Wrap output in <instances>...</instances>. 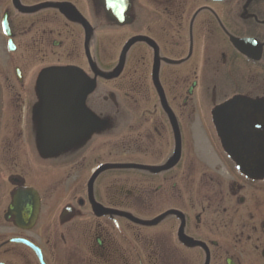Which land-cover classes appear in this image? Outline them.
Returning <instances> with one entry per match:
<instances>
[{"label":"flooded vegetation","instance_id":"1","mask_svg":"<svg viewBox=\"0 0 264 264\" xmlns=\"http://www.w3.org/2000/svg\"><path fill=\"white\" fill-rule=\"evenodd\" d=\"M108 35L129 36L117 62L152 44L107 79ZM131 52L116 96L99 82ZM68 67L94 89L47 151L39 79ZM222 74L246 91L221 96ZM235 97L264 100V0H0V264H264V177L216 128Z\"/></svg>","mask_w":264,"mask_h":264},{"label":"water","instance_id":"2","mask_svg":"<svg viewBox=\"0 0 264 264\" xmlns=\"http://www.w3.org/2000/svg\"><path fill=\"white\" fill-rule=\"evenodd\" d=\"M138 42L152 44L143 37L128 40L120 53L115 70L107 79H114L119 75L126 53ZM230 43L242 54L251 56L245 50L251 45L249 40L231 38ZM253 49L255 48L251 50ZM86 53L95 76L103 77L92 65L87 49ZM93 88L94 82L87 80L82 71L74 67L47 69L41 74L38 91L45 108L44 137L54 143L52 146H45L47 151L60 149L80 131L81 124L73 118L85 114L84 98ZM243 115L255 117L256 122L264 127V100L251 101L235 97L225 102L216 108V128L223 148L240 171L249 178L258 179L264 177V133L255 130L250 122L242 119Z\"/></svg>","mask_w":264,"mask_h":264},{"label":"rangeland","instance_id":"3","mask_svg":"<svg viewBox=\"0 0 264 264\" xmlns=\"http://www.w3.org/2000/svg\"><path fill=\"white\" fill-rule=\"evenodd\" d=\"M128 37L129 36H127V35L126 36L108 35L107 40L102 42V45L104 44L102 46V49L106 48L108 50V59H106L107 61H105L106 62L105 65H102L104 70L110 69L115 64V62H117V57H118V53H119V50L121 48V45ZM96 39H99V37L98 38L96 37ZM100 49H101V46H96V51L98 54L100 53ZM103 54H104V52H103ZM133 59H134L133 52H131L128 56V63L126 65V70L124 71L122 79L117 80V81L112 82V83H107V84L99 82V85L102 88L106 87L107 90L114 92L115 95L117 96V91L115 90L116 87L120 84H123L124 81L126 83H128L130 81V79H132ZM103 69L101 68V70H103ZM128 72H129V74L127 75ZM125 75H127L126 78H124ZM220 80L221 81H219V84L217 85L218 86L217 91L220 92L221 96H230L234 93H243L246 91V88L242 85V84H244V83H242L243 82L242 79H238V78H231L230 79L226 74H222V78ZM240 80H242V81L240 82ZM130 84H132V83H130ZM106 105L111 106L109 104V101Z\"/></svg>","mask_w":264,"mask_h":264}]
</instances>
